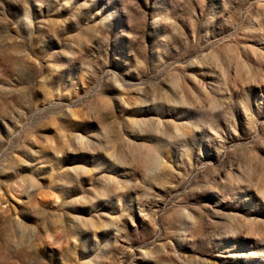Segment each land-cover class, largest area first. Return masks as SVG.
Returning a JSON list of instances; mask_svg holds the SVG:
<instances>
[{
    "label": "rangeland",
    "instance_id": "1",
    "mask_svg": "<svg viewBox=\"0 0 264 264\" xmlns=\"http://www.w3.org/2000/svg\"><path fill=\"white\" fill-rule=\"evenodd\" d=\"M0 264H264V0H0Z\"/></svg>",
    "mask_w": 264,
    "mask_h": 264
}]
</instances>
